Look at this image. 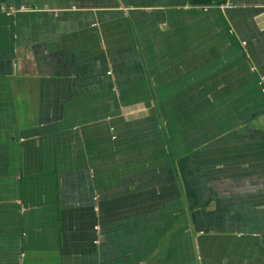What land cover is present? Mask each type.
<instances>
[{
  "label": "crops",
  "instance_id": "obj_1",
  "mask_svg": "<svg viewBox=\"0 0 264 264\" xmlns=\"http://www.w3.org/2000/svg\"><path fill=\"white\" fill-rule=\"evenodd\" d=\"M218 1L0 0V264H264V0Z\"/></svg>",
  "mask_w": 264,
  "mask_h": 264
},
{
  "label": "rangeland",
  "instance_id": "obj_2",
  "mask_svg": "<svg viewBox=\"0 0 264 264\" xmlns=\"http://www.w3.org/2000/svg\"><path fill=\"white\" fill-rule=\"evenodd\" d=\"M219 3H222L221 1L216 0V5H218ZM1 11H3V8H0Z\"/></svg>",
  "mask_w": 264,
  "mask_h": 264
},
{
  "label": "built area",
  "instance_id": "obj_3",
  "mask_svg": "<svg viewBox=\"0 0 264 264\" xmlns=\"http://www.w3.org/2000/svg\"><path fill=\"white\" fill-rule=\"evenodd\" d=\"M96 229H97V231H99V226L98 225L96 226Z\"/></svg>",
  "mask_w": 264,
  "mask_h": 264
},
{
  "label": "trees",
  "instance_id": "obj_4",
  "mask_svg": "<svg viewBox=\"0 0 264 264\" xmlns=\"http://www.w3.org/2000/svg\"><path fill=\"white\" fill-rule=\"evenodd\" d=\"M206 3H212L211 1H206Z\"/></svg>",
  "mask_w": 264,
  "mask_h": 264
}]
</instances>
